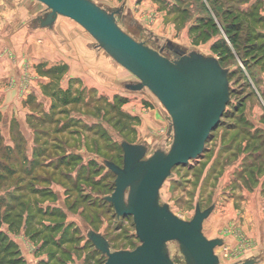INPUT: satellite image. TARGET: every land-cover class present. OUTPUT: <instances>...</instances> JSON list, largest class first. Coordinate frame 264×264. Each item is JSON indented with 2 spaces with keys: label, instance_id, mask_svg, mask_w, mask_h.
<instances>
[{
  "label": "rangeland",
  "instance_id": "rangeland-1",
  "mask_svg": "<svg viewBox=\"0 0 264 264\" xmlns=\"http://www.w3.org/2000/svg\"><path fill=\"white\" fill-rule=\"evenodd\" d=\"M95 1L112 8L122 4L124 13L129 9L145 29L121 16L118 21L135 38L155 47L171 39L216 56L228 68L229 101L219 124L197 158L172 168L160 198L186 220L196 202L202 209L214 203L203 232L224 239L215 248L219 264L264 251V45L251 15L242 19L247 34L240 31L235 42L224 28L244 0H221L219 9L210 0ZM19 2L28 10L19 21L26 33L27 26H39L31 18L45 6ZM107 59L112 78L93 76L100 88L47 62L38 63L35 72L44 71V78L32 84L24 58L20 80L7 83L17 86L18 103L10 94L0 97V230L13 252H4L0 264H102L105 255L87 239L88 227L113 249L139 243L132 217H117L104 199L115 177L104 160L122 163L119 139L144 142L148 152L167 149L169 117L149 90L124 87L135 77ZM170 250L176 253L175 244Z\"/></svg>",
  "mask_w": 264,
  "mask_h": 264
},
{
  "label": "water",
  "instance_id": "water-1",
  "mask_svg": "<svg viewBox=\"0 0 264 264\" xmlns=\"http://www.w3.org/2000/svg\"><path fill=\"white\" fill-rule=\"evenodd\" d=\"M45 7L33 18L41 27H52L58 16L80 25L134 80L124 83L129 90H149L169 117L167 149L148 152L144 142L119 139L122 163L105 159L114 174L113 190L104 196L117 217H132L139 243L132 249H113L108 239L88 227L86 237L105 255L102 264H219L215 248L224 242L207 237L203 221L214 203L202 209L196 202L191 219L175 214L160 198V188L175 165L186 164L204 150L211 131L219 124L229 101L228 68L219 59L196 48L188 49L171 39L166 52L128 33L118 16L145 29L123 5L107 7L95 0H36ZM150 35L151 32L149 33ZM153 36V35H152ZM175 244L172 254L170 244ZM260 254L230 264H257Z\"/></svg>",
  "mask_w": 264,
  "mask_h": 264
},
{
  "label": "crops",
  "instance_id": "crops-1",
  "mask_svg": "<svg viewBox=\"0 0 264 264\" xmlns=\"http://www.w3.org/2000/svg\"><path fill=\"white\" fill-rule=\"evenodd\" d=\"M244 2L242 8L254 9L253 13L262 18L256 20L254 28L259 34L261 44H264V0H244ZM25 5L24 2L20 5L19 0H0V97L10 94L14 102L18 103L15 95L18 92L17 86L11 84L8 87L7 83L10 79L20 80L23 58L26 59L28 67H31L32 84L35 80L44 78L42 76L44 71L40 74L35 72L38 63L42 64V62H47L46 67L63 65L66 68L65 74L80 77L87 84H96V87L98 84L93 83L94 74L101 75H97L98 77L103 75L105 78H112L106 70L109 56L103 50L96 48L92 41L87 40L84 35L88 33L72 19L58 16L52 27L27 26L28 32L24 33V28L20 29L19 21L20 18L26 19L28 15ZM36 15L31 18L32 21ZM68 20L81 29L65 23ZM36 37H40V43H36ZM33 89L35 91L34 87ZM258 254L264 259V251L261 250Z\"/></svg>",
  "mask_w": 264,
  "mask_h": 264
},
{
  "label": "trees",
  "instance_id": "trees-1",
  "mask_svg": "<svg viewBox=\"0 0 264 264\" xmlns=\"http://www.w3.org/2000/svg\"><path fill=\"white\" fill-rule=\"evenodd\" d=\"M210 1H211L212 5L214 6V8H216V9H219V8L216 7L218 4H221V2H225V1H221V0H210ZM203 10H204V7H203ZM246 10L247 9H244L242 7H237L236 9L233 10V13L231 12L233 14L232 15L233 21L227 22V21H224L223 20L224 21V24H225L224 28L226 30L227 36L230 37V39H231L232 42H235V40L237 41V37L236 36H237V34L239 35V32L240 31H244V32L246 31L245 33L247 34V31H248L247 25H246V23H244L242 21V19H244V17L249 18V15H251L250 17L252 18V21L254 22V24H255L256 20H258V18H259V20L262 19L261 17H259V16H257L256 14L253 13L254 12V9L253 10L249 9V11H246ZM225 14L226 13H224V15ZM211 25L214 28L216 27V25L214 23H212ZM257 37H259V34L258 33H257ZM151 46H153V45H151ZM153 47H155V46H153ZM156 48H158V47H156ZM259 50H261V49H259ZM262 50H264V46H263ZM220 64H221V61H220ZM223 114H224V112H223ZM118 143H119V141H118ZM113 187H114V183H113ZM106 202H108V201H106ZM109 204L112 207V204L111 203H109ZM110 246H111V244H110ZM12 248H13V246H12L11 242L10 241H7V237L4 235V233L2 232V230H0V256H2L3 253L6 252V251L13 252V249ZM111 248H112V246H111Z\"/></svg>",
  "mask_w": 264,
  "mask_h": 264
},
{
  "label": "flooded vegetation",
  "instance_id": "flooded-vegetation-1",
  "mask_svg": "<svg viewBox=\"0 0 264 264\" xmlns=\"http://www.w3.org/2000/svg\"><path fill=\"white\" fill-rule=\"evenodd\" d=\"M160 46L158 47V48H162V51H164V52H166L165 50H166V47H165V44L164 43H162V44H159Z\"/></svg>",
  "mask_w": 264,
  "mask_h": 264
}]
</instances>
